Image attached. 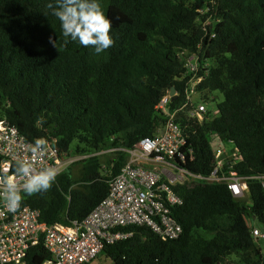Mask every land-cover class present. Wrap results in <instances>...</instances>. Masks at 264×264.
<instances>
[{
	"label": "trees",
	"instance_id": "1",
	"mask_svg": "<svg viewBox=\"0 0 264 264\" xmlns=\"http://www.w3.org/2000/svg\"><path fill=\"white\" fill-rule=\"evenodd\" d=\"M49 2L0 0V121L31 142L56 138L60 151L71 152L73 142L77 154L129 148L163 124L155 108L172 87L178 96L168 108L181 104L184 59L200 51L213 61L200 88L223 99L218 114L201 122L179 114L193 156L185 152L180 165L210 174L214 133L241 155L232 168L248 189V197L235 198L221 182L176 185L183 201L172 209L178 238L129 226L132 236L100 254L112 264H264L262 240L249 223L264 232V0H100L114 39L100 54L62 36ZM126 160L117 150L105 168L97 155L74 162L47 192L24 195L21 204L40 210L49 225L81 222L106 198ZM49 258L40 241L27 264Z\"/></svg>",
	"mask_w": 264,
	"mask_h": 264
},
{
	"label": "built area",
	"instance_id": "2",
	"mask_svg": "<svg viewBox=\"0 0 264 264\" xmlns=\"http://www.w3.org/2000/svg\"><path fill=\"white\" fill-rule=\"evenodd\" d=\"M207 63L197 54L186 58L185 100L169 114L164 124L153 136L140 138L129 148H119L127 160L118 175L110 180L108 195L81 222L70 226L47 224L41 220L40 210L22 205L15 213H9L0 199V264H27V255L40 241L51 257L42 264H86L91 262L107 244L126 239L131 231L127 226H146L163 240L180 236V224L172 216V209L182 204V198L173 186L185 182H223L236 198H242L247 190L246 182L232 166L241 159L239 153L224 149L217 153L214 169L208 175L193 173L180 164L186 153L193 158L187 138L175 120L178 111L186 121L198 122L207 113L205 102H195L199 93L197 85L207 74ZM169 97L159 102L158 110H165ZM47 140L48 150L43 156L28 151L33 143L28 141L16 126L0 121V176L12 174L17 159L30 160L34 168L53 166L59 174L75 161L88 155L60 151L54 142ZM227 157V158H226ZM228 166L223 169L225 159ZM58 174V175H59ZM253 236L264 239V232L252 228Z\"/></svg>",
	"mask_w": 264,
	"mask_h": 264
},
{
	"label": "clouds",
	"instance_id": "3",
	"mask_svg": "<svg viewBox=\"0 0 264 264\" xmlns=\"http://www.w3.org/2000/svg\"><path fill=\"white\" fill-rule=\"evenodd\" d=\"M47 8L51 10V14L55 16L57 20L59 21L61 34L63 37L68 38L71 41L78 42L83 47L91 46L96 54H100L104 52L105 50H107L108 48L113 46L114 39L110 35L112 24H111L110 19L105 14V9L101 7L100 0H54V3L49 2L47 4ZM193 54H197L200 57V59L204 60L208 65L207 74L203 76V79L197 85V89L199 90V93L195 95L196 100L194 99L193 100L195 102H205L207 105V113L205 114L202 120H204L205 118L215 117L218 114L217 104L221 102V100L218 99L217 95L221 94L220 91L215 90L205 95L204 89L200 88V85L202 84V82L206 79V77L211 72L213 61L211 58L206 57L205 55L200 53V51H197V52L186 55L184 59L185 60L184 61V72H183L184 88H183V100L181 104L178 105L175 109L168 108L169 102L178 96V93L174 89L175 97L173 99L170 95V92L167 95H165L169 97V101L166 105L165 110H158L157 108L158 105L155 108V110L162 115L164 122L166 121L169 114L177 110L183 104L185 100V87L188 81V78L184 76L185 75V62H186V58ZM212 98L213 100H211ZM179 114H183L184 115L183 118L185 119V114L182 111H178L175 116L176 121H177V118L179 117ZM202 120L198 122H201ZM44 122H45V118L43 116L38 117L39 125H43ZM186 122H189V121H186ZM194 123H197V122H194ZM162 125H160L158 129ZM213 134H210V136ZM210 142L212 146L213 144H216L218 142H228L232 146V148L230 150L224 149L226 151V154H230L231 151H235V150L237 151V149L234 147L233 143L230 140L223 141L222 139H219V137L217 136L216 142H212L211 140ZM48 147H49L48 142L45 138H38L29 146L28 151L30 153L43 156L47 152ZM117 150L123 151V150H120L119 148H111L108 150L97 151L95 153H79V154L76 153V154L77 155H88L87 157L97 155V156H100V159H101L102 157L106 155L111 156V154ZM214 150H215V164H216V160H217L216 155L222 149L214 148ZM80 160H83V159H80ZM80 160H77V161H80ZM225 163L228 164V159H225ZM101 166L105 168L106 162L101 161ZM59 171H60L59 168L53 167V166L41 167L39 170H37L34 168V165L30 160L22 159V158L17 159L12 165V174L11 175L5 174L3 176H0V199L3 200L6 211L9 213L17 212V210L21 207V203H22L24 195L31 196L33 194L47 192L52 186L53 182L56 180L59 174ZM176 185H179V184L177 183ZM246 188H247V185H246ZM247 191L248 189L246 190L244 197H248ZM125 228L126 227H124L123 229L125 230ZM261 240H264V239H261ZM100 253L98 255H100ZM86 264H90V262Z\"/></svg>",
	"mask_w": 264,
	"mask_h": 264
},
{
	"label": "rangeland",
	"instance_id": "4",
	"mask_svg": "<svg viewBox=\"0 0 264 264\" xmlns=\"http://www.w3.org/2000/svg\"><path fill=\"white\" fill-rule=\"evenodd\" d=\"M217 97H218L219 100H222V95L221 94H218ZM193 99L196 100V96H194ZM211 100H213V98ZM209 139L212 142H216L217 141V136L215 134H213V135L210 136ZM74 146H75V142H73L71 144V148H70L71 150L70 151H71L72 154H76V153H74ZM79 146H80V148H83V145L82 144H79ZM213 147L216 148V149L219 148V149H226V150H230L232 148V146L228 142H218L216 144H213ZM110 158H111L110 155H106V156L102 157L101 160L102 161L103 160L104 161L105 160L107 161ZM216 159H217V155H216ZM78 167H79L78 165H73V167L71 168L74 174H76ZM249 223H250V225H254V226L257 227V225L255 224V222L253 220L252 221L250 220ZM261 243H262V247H264V240H262ZM237 263L238 262L236 260V264ZM90 264H112V262L110 261L109 258H106L104 255L100 254L96 258H94L90 262Z\"/></svg>",
	"mask_w": 264,
	"mask_h": 264
},
{
	"label": "water",
	"instance_id": "5",
	"mask_svg": "<svg viewBox=\"0 0 264 264\" xmlns=\"http://www.w3.org/2000/svg\"><path fill=\"white\" fill-rule=\"evenodd\" d=\"M170 95H171L172 99L175 97V95H174V88L173 87L170 90Z\"/></svg>",
	"mask_w": 264,
	"mask_h": 264
}]
</instances>
